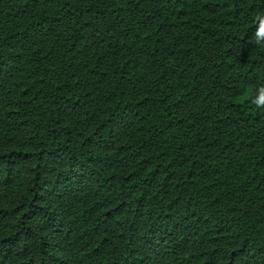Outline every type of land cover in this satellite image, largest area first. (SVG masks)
I'll use <instances>...</instances> for the list:
<instances>
[{"label":"trees","instance_id":"16d2710c","mask_svg":"<svg viewBox=\"0 0 264 264\" xmlns=\"http://www.w3.org/2000/svg\"><path fill=\"white\" fill-rule=\"evenodd\" d=\"M264 0H0V264H264Z\"/></svg>","mask_w":264,"mask_h":264},{"label":"clouds","instance_id":"9594fccd","mask_svg":"<svg viewBox=\"0 0 264 264\" xmlns=\"http://www.w3.org/2000/svg\"><path fill=\"white\" fill-rule=\"evenodd\" d=\"M256 36L258 43L264 42V18H261L260 26L256 33ZM255 103L258 106H264V87L258 89L256 93Z\"/></svg>","mask_w":264,"mask_h":264}]
</instances>
